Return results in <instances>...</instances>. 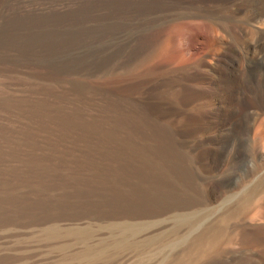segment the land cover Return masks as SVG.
Here are the masks:
<instances>
[{"label": "rangeland", "instance_id": "rangeland-1", "mask_svg": "<svg viewBox=\"0 0 264 264\" xmlns=\"http://www.w3.org/2000/svg\"><path fill=\"white\" fill-rule=\"evenodd\" d=\"M261 64L264 0H0V264L195 262L223 217L222 254L200 264H264ZM164 77L182 118L132 90ZM217 89L251 126L244 164L218 159L225 133L197 115ZM195 142L213 151L200 166Z\"/></svg>", "mask_w": 264, "mask_h": 264}, {"label": "bare ground", "instance_id": "bare-ground-1", "mask_svg": "<svg viewBox=\"0 0 264 264\" xmlns=\"http://www.w3.org/2000/svg\"><path fill=\"white\" fill-rule=\"evenodd\" d=\"M230 26V25H229ZM214 27V25H213ZM234 27V26H233ZM233 31L235 30V28H233ZM217 28V27H216ZM227 28V27H226ZM237 28V27H236ZM224 29V28H223ZM231 29V28H230ZM245 29V28H244ZM210 30V29H209ZM247 30V29H246ZM228 32H230V30H227ZM244 31V30H242ZM216 32V31H215ZM232 33V32H231ZM243 33V32H242ZM246 33V31L244 32ZM218 34V33H217ZM234 34H235V31H234ZM233 34V35H234ZM252 34V33H251ZM236 35V34H235ZM247 35V34H246ZM245 35V36H246ZM241 36V35H240ZM244 36V34H243ZM237 37V36H236ZM253 38V37H252ZM249 39V38H248ZM242 40V39H241ZM246 40V39H245ZM244 42V41H243ZM244 45V44H243ZM250 48V47H249ZM242 53V52H241ZM231 54V53H229ZM233 54V53H232ZM235 55V54H234ZM226 56V55H225ZM214 57V56H213ZM236 57V56H235ZM234 57V58H235ZM232 58V57H231ZM218 59V58H217ZM216 59V60H217ZM222 59V58H221ZM246 59V58H245ZM229 60V59H228ZM234 60V59H233ZM263 61V60H261ZM248 62V61H247ZM257 62V61H256ZM235 63V62H234ZM260 63V62H259ZM224 64V63H223ZM258 64V63H256ZM220 65V64H218ZM231 65V64H230ZM224 66V65H223ZM251 66V65H250ZM256 66V65H255ZM211 67V66H210ZM215 67V66H214ZM225 67V66H224ZM223 68V67H222ZM221 68V69H222ZM249 68V67H248ZM220 69V68H219ZM232 69H230V67L226 68V69H222V72L220 71L221 74V77L223 79H225L226 81H230L231 82V79L233 78V72L231 71ZM238 70V69H237ZM237 70H235L237 72ZM256 70V69H255ZM213 71V70H212ZM242 71V70H240ZM250 72V71H249ZM256 72V71H255ZM197 73V72H196ZM214 73V72H213ZM245 74V72H244ZM251 74V73H250ZM215 75V74H214ZM213 75V76H214ZM249 75V74H248ZM247 75V76H248ZM196 76V75H194ZM193 76V77H194ZM198 76V75H197ZM197 76H196V79H197ZM212 76V77H213ZM217 76V75H216ZM220 76V74H219ZM246 76V75H244ZM153 77V76H152ZM205 77V76H204ZM208 77V76H207ZM240 77V76H239ZM248 77H252L251 79H254L253 81H259V87L261 89V93L264 94V64H261L258 68V71L256 73H253L252 76H248ZM247 77V78H248ZM150 78V77H149ZM186 78V77H185ZM214 78V77H213ZM217 78V77H216ZM236 78V77H235ZM243 78V77H242ZM245 78V77H244ZM189 79V78H188ZM241 79V78H240ZM186 80V79H185ZM216 80V79H215ZM220 80V78H219ZM249 80V78H248ZM139 81V80H138ZM143 81V80H142ZM184 81V80H183ZM199 81V80H198ZM217 81V80H216ZM223 80H220L219 82H221ZM212 82V81H211ZM214 82V81H213ZM212 82V83H213ZM229 82V83H230ZM156 83V82H155ZM171 79L169 78H163L161 80V83H146L144 84L143 82H135L134 84H132L131 86L133 87H129V88H132L133 92H137L138 90L142 93L143 96V99L141 100L142 103L141 105H143L142 107L144 108V110L146 109V113L148 112L150 116H153V118L155 117L156 119L158 118L159 120L160 119H169V118H175V117H181L183 115V108L181 107V105L179 103H177L176 101H172L171 98H170V95L168 94L169 92V89L171 88ZM225 83V82H224ZM223 83V84H224ZM227 83V82H226ZM234 83V82H233ZM214 84V83H213ZM228 84V83H227ZM189 85V84H187ZM217 85V83H216ZM219 85V84H218ZM240 86V85H239ZM144 87H147L145 90L141 91ZM215 87V85H214ZM213 87V88H214ZM221 87V86H219ZM226 87V86H225ZM241 87V86H240ZM128 88V90H129ZM236 88V87H235ZM213 90V89H212ZM215 90V89H214ZM130 91V90H129ZM237 91V90H236ZM239 91V90H238ZM131 92V91H130ZM129 92V93H130ZM140 92H138V94H141ZM213 92V91H211ZM215 92V91H214ZM217 94H219V106L217 107V109H212V110H209L207 112H199L197 115H199L200 119L202 120V118H209L213 115V117H215L217 120V127L218 129L222 130L225 134H223L224 136L217 141V154H218V159L221 161L223 158H225L226 154H228L229 158L231 157L232 158V162L233 161H240L241 163H245L247 161H249V156L248 154H245L243 153L245 151V148H244V145H245V138L247 136H249L250 132H251V126L249 125V122L248 123H239L235 118V116L233 117L232 115L230 114H227L224 113L225 111H223V106L224 104H226L227 102V99H229V97H226L227 95H224V93L220 90V89H217L216 90ZM128 93V92H127ZM237 93V92H236ZM131 94V93H130ZM194 94V93H193ZM238 94V93H237ZM240 94V92H239ZM127 95V94H126ZM197 95V94H196ZM214 95V94H213ZM231 96V94H229ZM228 95V96H229ZM133 97V95H131ZM259 96V95H258ZM195 97V96H194ZM198 97V96H197ZM208 97V96H207ZM233 98V97H232ZM141 99V98H140ZM187 99V98H186ZM229 101V100H228ZM232 101V99H231ZM264 102V99L262 100ZM188 102V101H187ZM262 102V103H263ZM228 103V102H227ZM229 104V103H228ZM140 105V106H141ZM228 106V105H227ZM231 106V105H230ZM260 107V106H259ZM231 109V107H230ZM227 111V110H226ZM235 113V112H234ZM233 113V114H234ZM188 114V113H187ZM191 115V114H190ZM185 117V116H183ZM190 117H193V116H190ZM202 117V118H201ZM238 117V116H237ZM250 117V116H249ZM249 117L247 119H249ZM154 118V119H155ZM182 118V117H181ZM198 118V117H197ZM187 119V118H186ZM189 119V118H188ZM193 119V118H192ZM170 120V119H169ZM207 120V119H206ZM240 120V119H239ZM242 120V118H241ZM259 124L258 126L256 125L255 127V133H260L261 135L264 136V117L259 119ZM196 122V120H194ZM203 121V120H202ZM201 121V122H202ZM205 121V120H204ZM203 121V122H204ZM248 121V120H247ZM250 121V120H249ZM188 122V121H187ZM194 122V124H196ZM202 122V123H203ZM210 123V122H208ZM215 123V122H214ZM253 123V122H252ZM189 124V123H188ZM205 124V123H204ZM254 124V123H253ZM191 125V123H190ZM203 125V124H202ZM206 125V124H205ZM196 126V125H195ZM215 126V125H214ZM187 127V126H186ZM204 127V126H203ZM208 127H209V124H208ZM197 128V127H196ZM195 128V130H196ZM206 128V127H205ZM211 128H213L211 126ZM210 128V129H211ZM215 128V127H214ZM188 129V128H187ZM186 128L184 129L185 131L187 130ZM194 129V128H193ZM201 129V128H200ZM207 129V128H206ZM183 130V129H182ZM183 130V131H184ZM191 130V129H189ZM203 130V129H202ZM182 131V132H183ZM184 131V132H185ZM198 131V130H196ZM195 131V132H196ZM194 132V131H192ZM194 132V134H195ZM199 132V131H198ZM222 133V132H221ZM189 134V133H187ZM186 134V135H187ZM190 134H193V133H190ZM222 135V134H220ZM198 139V138H197ZM199 140V139H198ZM195 141V140H194ZM197 141V140H196ZM205 144V143H204ZM183 145V144H182ZM186 145V144H184ZM206 145V144H205ZM244 148V151L242 152V149ZM186 149V148H185ZM188 150V148H187ZM211 150V149H210ZM206 150L202 147V145L200 143H196L195 142V146L193 147V152L194 154L196 153L197 155H199V157H197V162H196V165L197 166H200V164H203L201 163L202 160L204 159H209V157L212 156V150ZM214 150V149H213ZM215 153V152H214ZM206 161V160H205ZM215 162V161H213ZM205 164V163H204ZM210 164V163H209ZM207 164V165H209ZM209 167V166H208ZM208 167H206L205 169H207ZM210 171H211V168H209ZM212 172V171H211ZM228 178V177H227ZM206 179V178H205ZM230 180V179H229ZM228 181V180H227ZM198 183V182H197ZM224 183V182H223ZM223 183H214L212 185V192H210L208 195L209 197V201H210V196L214 195L215 193H217L218 191H221L222 188L225 186L223 185ZM226 183V182H225ZM228 183V182H227ZM223 188V189H224ZM206 197V196H205ZM211 202V201H210ZM229 202V200H228ZM227 202V203H228ZM245 203V202H244ZM225 213V212H224ZM182 214V213H180ZM198 214V213H196ZM201 214V213H200ZM228 215V213H226ZM230 214V213H229ZM191 215H183L182 216H178L177 217V220L178 222H182V223H186L188 222L189 224V221L190 219H192L191 217H193V215L190 217ZM198 216V215H197ZM196 216V218H198ZM229 216V215H228ZM172 217V216H171ZM231 217V216H230ZM173 219V218H172ZM221 218L217 219V220H220ZM176 220V222H177ZM228 221V217H223L219 222H217V224H223L224 226L226 225L225 223ZM199 222V221H198ZM202 223V221H201ZM200 224V223H199ZM187 225V224H186ZM218 225V228L217 227H213V228H207L196 240L195 243L198 244L197 247H195L194 251H195V255L197 256V258L195 259L196 261L193 262V256L189 255L192 257V262L190 261V259H188L189 261L186 262L185 264H200V261H203V259L205 260V258H209L211 257L212 255H214L215 257H220L221 256V250H222V247L224 246L225 244V240L224 239V236H227V230L225 227L220 226ZM188 226V225H187ZM206 226V225H205ZM217 226V225H216ZM199 227V225L197 226ZM196 227V228H197ZM201 227V226H200ZM199 227V228H200ZM195 228V229H196ZM167 229V228H166ZM173 229V228H172ZM194 229V228H193ZM178 230V229H176ZM175 231V230H174ZM179 231V230H178ZM196 244V245H197ZM193 248V247H192ZM192 254V253H191Z\"/></svg>", "mask_w": 264, "mask_h": 264}]
</instances>
